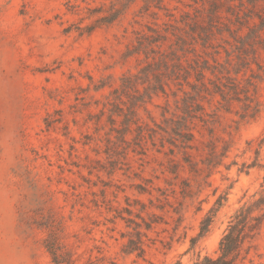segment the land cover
Wrapping results in <instances>:
<instances>
[{"label": "rangeland", "instance_id": "374dc122", "mask_svg": "<svg viewBox=\"0 0 264 264\" xmlns=\"http://www.w3.org/2000/svg\"><path fill=\"white\" fill-rule=\"evenodd\" d=\"M257 16L264 0H0V264H54L46 219L74 264H194L246 209L236 264H264Z\"/></svg>", "mask_w": 264, "mask_h": 264}, {"label": "trees", "instance_id": "16d2710c", "mask_svg": "<svg viewBox=\"0 0 264 264\" xmlns=\"http://www.w3.org/2000/svg\"><path fill=\"white\" fill-rule=\"evenodd\" d=\"M216 1L220 2V0ZM117 14L118 13H114L109 17H102L97 21V23L109 24L116 18ZM257 18L260 20L258 28L264 29V18H260L258 16ZM92 29L93 26H89L81 29V31L89 33L92 31ZM160 57L162 58V54L160 55ZM162 62L163 58L160 63ZM247 213H249L248 209H246L245 211H241L240 214L234 219V221L231 222L226 234L223 236L219 243L220 254L217 258L204 257L194 264H236L237 260L241 256L245 241L252 238L253 233L257 227L258 219H247ZM209 222H211L209 219L203 221L201 234L207 232ZM252 222H256V224H253ZM40 226H44V228L48 231V237L45 239V247L51 256L52 262L54 264H74L72 255L65 248V246L61 244V225L56 223L53 219H46L45 223H42V225ZM129 245L128 247L130 250L142 251V249L137 247V245L133 241H130ZM84 264L94 263L88 262Z\"/></svg>", "mask_w": 264, "mask_h": 264}]
</instances>
